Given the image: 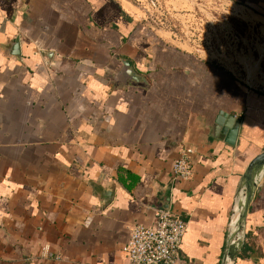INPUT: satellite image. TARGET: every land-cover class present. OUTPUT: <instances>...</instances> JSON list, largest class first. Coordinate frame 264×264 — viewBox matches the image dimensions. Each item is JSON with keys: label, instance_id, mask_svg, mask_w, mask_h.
<instances>
[{"label": "crops", "instance_id": "obj_1", "mask_svg": "<svg viewBox=\"0 0 264 264\" xmlns=\"http://www.w3.org/2000/svg\"><path fill=\"white\" fill-rule=\"evenodd\" d=\"M135 14L126 0H0V264H130L131 230L159 209L187 224L178 264H222L264 150V93ZM221 114L239 124L234 145ZM235 264H264V180Z\"/></svg>", "mask_w": 264, "mask_h": 264}, {"label": "rangeland", "instance_id": "obj_2", "mask_svg": "<svg viewBox=\"0 0 264 264\" xmlns=\"http://www.w3.org/2000/svg\"><path fill=\"white\" fill-rule=\"evenodd\" d=\"M126 1L134 6L135 18L185 53L232 71L264 93V11L233 0Z\"/></svg>", "mask_w": 264, "mask_h": 264}, {"label": "built area", "instance_id": "obj_3", "mask_svg": "<svg viewBox=\"0 0 264 264\" xmlns=\"http://www.w3.org/2000/svg\"><path fill=\"white\" fill-rule=\"evenodd\" d=\"M193 150L182 149L174 162L172 176L175 181L187 183L194 178ZM151 227L137 224L130 232L125 247L130 264H178L181 260L183 239L187 224L171 211L159 209Z\"/></svg>", "mask_w": 264, "mask_h": 264}, {"label": "water", "instance_id": "obj_4", "mask_svg": "<svg viewBox=\"0 0 264 264\" xmlns=\"http://www.w3.org/2000/svg\"><path fill=\"white\" fill-rule=\"evenodd\" d=\"M15 48H18V44ZM125 68L129 69V64L125 63ZM129 73V71H126V74ZM220 116L221 117L216 121V132L220 130V126H224L223 124L226 123L224 114H221ZM223 132L228 135L227 143L234 145L239 133V124L234 117H230V119H228L226 128ZM263 180L264 150L249 163L239 182L235 196L233 219L229 230L228 241L226 243L222 264H235L241 249L246 243L248 216Z\"/></svg>", "mask_w": 264, "mask_h": 264}, {"label": "bare ground", "instance_id": "obj_5", "mask_svg": "<svg viewBox=\"0 0 264 264\" xmlns=\"http://www.w3.org/2000/svg\"><path fill=\"white\" fill-rule=\"evenodd\" d=\"M243 15V14H242ZM240 16V15H239ZM244 16H245V14H244ZM251 18V17H250ZM243 19V18H242ZM250 20V19H249ZM252 22H254V20L252 21Z\"/></svg>", "mask_w": 264, "mask_h": 264}]
</instances>
